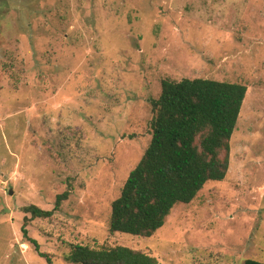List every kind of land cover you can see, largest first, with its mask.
I'll use <instances>...</instances> for the list:
<instances>
[{
  "label": "rangeland",
  "instance_id": "obj_1",
  "mask_svg": "<svg viewBox=\"0 0 264 264\" xmlns=\"http://www.w3.org/2000/svg\"><path fill=\"white\" fill-rule=\"evenodd\" d=\"M197 77L246 86L224 179L149 237L110 232L151 138L149 100ZM65 190L50 217L22 209L51 210ZM71 244L264 262V0H0V264H76Z\"/></svg>",
  "mask_w": 264,
  "mask_h": 264
},
{
  "label": "trees",
  "instance_id": "obj_2",
  "mask_svg": "<svg viewBox=\"0 0 264 264\" xmlns=\"http://www.w3.org/2000/svg\"><path fill=\"white\" fill-rule=\"evenodd\" d=\"M246 94L238 82L210 78L164 79L156 99L151 138L130 171L120 194L111 202L109 231L151 236L176 203L188 204L207 181L224 179L229 141ZM58 194L54 208L22 207L32 217H50L67 199ZM27 234L25 225L21 228ZM35 247L38 243L31 239ZM41 253V256H44ZM67 260L76 264H158L155 257L123 245L92 247L71 244ZM241 264H264L247 258Z\"/></svg>",
  "mask_w": 264,
  "mask_h": 264
},
{
  "label": "water",
  "instance_id": "obj_3",
  "mask_svg": "<svg viewBox=\"0 0 264 264\" xmlns=\"http://www.w3.org/2000/svg\"><path fill=\"white\" fill-rule=\"evenodd\" d=\"M10 193H11V191H10Z\"/></svg>",
  "mask_w": 264,
  "mask_h": 264
}]
</instances>
